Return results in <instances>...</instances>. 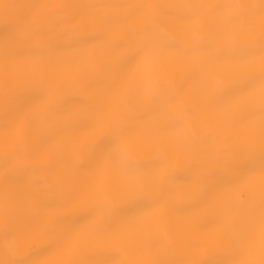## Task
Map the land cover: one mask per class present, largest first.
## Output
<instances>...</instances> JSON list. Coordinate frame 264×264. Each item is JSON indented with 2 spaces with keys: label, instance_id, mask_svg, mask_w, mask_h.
I'll use <instances>...</instances> for the list:
<instances>
[{
  "label": "snow or ice",
  "instance_id": "snow-or-ice-1",
  "mask_svg": "<svg viewBox=\"0 0 264 264\" xmlns=\"http://www.w3.org/2000/svg\"><path fill=\"white\" fill-rule=\"evenodd\" d=\"M0 264H264V0L0 2Z\"/></svg>",
  "mask_w": 264,
  "mask_h": 264
},
{
  "label": "bare ground",
  "instance_id": "bare-ground-1",
  "mask_svg": "<svg viewBox=\"0 0 264 264\" xmlns=\"http://www.w3.org/2000/svg\"><path fill=\"white\" fill-rule=\"evenodd\" d=\"M0 2H10V3H24L27 2V0H0ZM164 71L167 72L168 68L165 67Z\"/></svg>",
  "mask_w": 264,
  "mask_h": 264
}]
</instances>
